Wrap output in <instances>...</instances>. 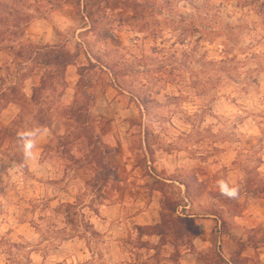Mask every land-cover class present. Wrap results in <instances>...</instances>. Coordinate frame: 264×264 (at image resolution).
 <instances>
[{
    "label": "rangeland",
    "instance_id": "rangeland-1",
    "mask_svg": "<svg viewBox=\"0 0 264 264\" xmlns=\"http://www.w3.org/2000/svg\"><path fill=\"white\" fill-rule=\"evenodd\" d=\"M78 1L0 0V93L16 87L31 99L55 71L44 57L17 58L28 43L78 55L17 122L36 127L31 114L44 110L36 158L20 166L18 141H0V264H216L232 259L235 237L258 247L245 264H264V224L240 220L250 199L264 203L248 193L264 188V0ZM53 14L57 27L44 21ZM76 99L110 149L105 187L87 185L85 140L65 139ZM12 106L0 131L21 112ZM219 179L237 199L221 196ZM161 193L179 206L163 205L165 218L197 216L194 227L214 234L221 218L233 239L139 233L133 211L153 201L162 210Z\"/></svg>",
    "mask_w": 264,
    "mask_h": 264
},
{
    "label": "trees",
    "instance_id": "trees-1",
    "mask_svg": "<svg viewBox=\"0 0 264 264\" xmlns=\"http://www.w3.org/2000/svg\"><path fill=\"white\" fill-rule=\"evenodd\" d=\"M16 3V1H14ZM80 6V0L78 1ZM84 13H87V7L83 5ZM88 20L90 19L88 16H86ZM2 27L5 26V20L2 19ZM19 28V27H18ZM2 35H4L2 33ZM48 50L49 47L41 48L40 46L28 43L21 47V50L17 53V58L20 59H26L30 62L40 61V58L44 57L45 64L48 67H54V72H49L43 79L40 81V86L38 88H35L33 90V96L31 99H28L27 96L21 91H19L18 88L13 87L9 89L8 92H1L0 93V116L1 114L12 105H17L21 107V112L17 116V118L12 122V125L10 127H6L1 129L0 131V141L6 142V141H12L17 140V132L18 130V121L22 120V117L24 113L28 110L29 105H41L40 100L42 97V94L45 91H48L52 89L55 85L54 80L55 77H65L67 69L70 66H73L76 64V60L78 58L77 54H71L69 52H59L57 47L54 49H49L50 51L47 53H43V55H40L41 51ZM82 68L79 71L80 77H83L82 74ZM57 75V76H56ZM61 75V76H60ZM88 88V85L82 86V81L80 80L78 83V89L83 90ZM84 97L89 98L86 93H82ZM86 108V103L82 105L80 102L76 101L74 102L73 108L69 109L65 116L67 118V121L71 124H68V133L66 135V140L71 139V141L79 142L82 140H85L88 146V152L85 153L84 157L82 158L85 165L88 167H91L94 171V178H92L87 185L93 188H97L100 185L105 187L109 182H111L114 178V169L110 165V163L107 160V155L109 153V147L105 145L102 141V138L100 135L95 131V129L89 125L90 117L83 114V109ZM44 110H40L37 113H32V122L36 123L38 126H42L45 128H49L44 123L45 116ZM75 126H74V125ZM73 130V131H72ZM63 140L60 139L59 144L62 147H65L67 144L65 142H62ZM68 141V140H67ZM81 159V160H82ZM16 163L20 166L24 165V156H17L15 159ZM248 193L259 196L260 194H264V188L261 192H255V191H249ZM162 198L160 200L161 206H162V212H161V222L154 226H139L138 232L141 233L145 230H152L154 231V235H157L161 237L162 241L165 239V237L172 235L174 238L177 235H182V237H186V234H191L193 238H196L200 235V230L195 228V222L197 221V216H186V217H175L170 216L166 217L164 216V210L163 205L168 207V210L171 213H176L177 209L179 208L178 205H173L171 202H164L165 197L164 194L161 193ZM222 196V195H221ZM224 197V196H222ZM229 206V204H228ZM219 225H220V234L225 235L229 238L233 237L231 236L230 231L227 229V224L224 219H219ZM238 244V250L235 251L232 254V259L226 260L224 257L219 256V261L216 264H245L247 261L245 257H243V253L250 249L251 247L254 249H257V245L251 246V239H248L246 242H243L241 240L236 241ZM241 258H245L244 261H242ZM205 264H209L208 261L203 260L200 258Z\"/></svg>",
    "mask_w": 264,
    "mask_h": 264
},
{
    "label": "crops",
    "instance_id": "crops-1",
    "mask_svg": "<svg viewBox=\"0 0 264 264\" xmlns=\"http://www.w3.org/2000/svg\"><path fill=\"white\" fill-rule=\"evenodd\" d=\"M58 12L62 13H67L68 10L65 9V7L62 8H57ZM56 12V13H58ZM88 13V12H87ZM89 14V13H88ZM87 20L88 18L85 17ZM45 22L49 23L50 25L57 27L58 26V21L54 20V14L52 17L48 18V20H44ZM36 26V25H35ZM33 28V27H31ZM87 29H83L81 30L82 32H85ZM39 43L42 42H47L46 39H44L43 35L42 36H38V41ZM11 110H13V106H9L3 113L2 115L7 114L8 112H10ZM19 112L16 113L15 116H18ZM46 134L42 135L39 140H41ZM38 140V141H39ZM262 199L259 198H252L249 200V203L247 205V210L246 213L244 214L245 217H240L241 220V225L243 226V228L245 229H253L258 227L260 224H264V203L262 202ZM134 213H132V218L131 220H133L135 222V225L137 226H154L157 225L161 222V207L160 205L156 202L153 201L152 203H150L148 206L146 207H142V208H138L137 210L133 211ZM106 213L109 214L110 213V209H106ZM209 221V220H206ZM212 231V230H211ZM220 233L216 232V234H214L213 232L209 233V231H204L203 228L200 229V236H210L211 238L214 237L217 240H220L219 238ZM234 236V235H233ZM227 236H223L224 240H227L229 237ZM235 239L237 240H241L243 242H246L247 239L246 238H237L235 237ZM213 240V239H212ZM211 241V239H210ZM247 251H245L243 254H245ZM228 261V260H227ZM188 264V263H187ZM226 264H230V263H226Z\"/></svg>",
    "mask_w": 264,
    "mask_h": 264
},
{
    "label": "clouds",
    "instance_id": "clouds-1",
    "mask_svg": "<svg viewBox=\"0 0 264 264\" xmlns=\"http://www.w3.org/2000/svg\"><path fill=\"white\" fill-rule=\"evenodd\" d=\"M47 132L42 126H36L17 132V139L23 156L26 160H33L37 155V143L39 138ZM219 193L231 200H235L239 196V188L230 185L228 181L219 179L216 182Z\"/></svg>",
    "mask_w": 264,
    "mask_h": 264
}]
</instances>
